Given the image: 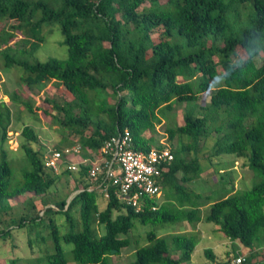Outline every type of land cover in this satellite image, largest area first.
<instances>
[{"label": "trees", "instance_id": "trees-1", "mask_svg": "<svg viewBox=\"0 0 264 264\" xmlns=\"http://www.w3.org/2000/svg\"><path fill=\"white\" fill-rule=\"evenodd\" d=\"M56 30L66 56L34 60ZM17 35L20 43L11 47ZM257 56L262 59L258 66ZM0 60L16 70L28 91L51 83L62 89L61 97L67 95L63 103L46 96L49 107H40L21 100L18 90H3L9 99H0L3 213L11 200L46 196L58 178L45 167L43 153L30 144L37 141V133L24 125L19 144L24 166L20 179L12 180L6 141L14 104L21 103L36 120L41 113L50 116L63 131L56 149L79 144L82 153L72 160L98 153L103 141L125 129L136 150L165 148L156 136L161 122L173 142L169 171L160 179L161 202L146 197L135 211L110 188L100 209L96 189L88 187H97L102 177L90 182L87 164L80 167L72 190L77 193L67 204L61 199L32 216H18L16 224L1 225L0 240L25 229L30 246L39 239L52 243L50 250L25 264H113L112 255L133 243L128 233L135 220L142 225L186 222L191 229L169 236L150 230L144 244L134 241L135 258L129 264H188L201 222H212L231 242L232 259L241 255L240 264H264V0H0ZM206 91L209 98L203 103ZM182 104L178 123L176 109ZM213 134L218 135L213 155L244 158L258 181L250 189L230 187L232 194L213 200L202 216L209 195L186 184L200 177L198 153ZM72 211L77 221L61 233L54 216L63 214L68 220ZM204 252L214 260L210 248ZM232 259L223 264H232ZM18 261L12 258L5 264Z\"/></svg>", "mask_w": 264, "mask_h": 264}, {"label": "rangeland", "instance_id": "rangeland-1", "mask_svg": "<svg viewBox=\"0 0 264 264\" xmlns=\"http://www.w3.org/2000/svg\"><path fill=\"white\" fill-rule=\"evenodd\" d=\"M49 28V26H46L45 30L47 32H53V29ZM19 39H21V36L17 35L14 40L9 42V45L11 47H16L17 44L20 43H16ZM60 42L61 35L59 31L56 30L53 36L49 37V39L37 49L33 55V59L45 61L51 56L58 58L65 57L66 47L64 45H60ZM13 50L14 49L12 48L11 52ZM254 61L257 66L262 63V59L259 56L255 57ZM4 89L8 92L18 90L21 100H30L32 104L40 107H49L48 104L43 101V98L46 96L54 98L58 103H63V101L67 99V95L61 97L63 94L62 89L51 83L46 85L43 89H32L28 91L27 88L19 83L18 73L16 70L2 66V61L0 60V99L8 102V97L3 94ZM209 93V91H206L201 94V100L203 103L208 102ZM14 109L15 111L13 113L11 123L7 129L6 148L14 168L12 180L16 181L21 177V166H24L21 160L24 153L19 147V144L23 141V138L20 135L22 127L24 125H30L33 127L34 131L38 135V139L30 144L34 149H39L43 153V156H48L51 150L55 149V146L60 141L62 129H60L58 125H54L50 122V116H45L42 113L40 114L41 116L39 120L32 118L22 107L21 103L14 104ZM176 110L178 114L177 121L178 123H182L181 116L184 111V104L179 106ZM156 131V136L159 142L169 149L170 146L173 145V142H170L167 138V134L165 132V122L158 124L156 126ZM217 137V134H213L212 137H209L202 143L201 150L198 153L202 169L200 177L194 182L186 184L187 186L200 191L204 195H209L206 199V204L201 208L202 216L208 214L209 207L213 200L232 194L229 193L230 187L237 190L250 189L253 184L258 181V178L253 174V172L247 168L246 160L244 158H236L232 154L213 155V145ZM74 156L75 155L69 156L68 159L75 162L81 161L72 160L71 157ZM95 156L96 153H92L87 156V158L92 159ZM64 171L66 170L59 168L58 173H54L58 175V178L51 186V192L46 196L40 198L35 196H26L18 200H11L9 202L10 209L7 212L3 213L0 210V229L1 225L3 227H9L10 225L16 224L18 216L20 215H24L26 217L32 216L46 207L53 206L54 202L61 199H65V203L67 204L73 195L77 193V191L72 190L78 177H80V171H69L65 173ZM178 175H180V173ZM223 181L227 183L226 187H223V184L221 183ZM96 192V201L99 208L103 209L106 205V199L103 197L101 188L96 189ZM157 198L160 202L163 201L164 191L161 190V193ZM31 205H34V207ZM72 214L73 215L68 220H66V216L63 214H56L54 216L61 233L70 229L71 225L69 222L74 223L77 221L76 212L73 213L72 211ZM190 229L191 226L186 222L142 225L138 220H135L131 232L128 233V236L133 239V243L123 248L120 254H113L112 263L129 264V261L135 258L133 255L134 241H137L139 244H144L150 230L154 231L157 236H169L172 233L188 231ZM28 233L29 232L25 229L14 230L11 238L6 239L5 241L0 240V264H5L12 258H18V264H25L26 261L32 259L33 257L43 255L45 248L50 250L52 243L50 245V242L47 240L43 241L39 239V241H35L32 246H30L28 244ZM197 233L199 241L195 246L191 260L188 264H223L228 259L233 258L234 251L231 242L217 230V226H215L212 222L198 223ZM31 236L33 237V234H31ZM44 237H46V235ZM64 247L65 249H68L70 248V245L64 244ZM207 248H210L214 253V260L212 261L205 255L204 251Z\"/></svg>", "mask_w": 264, "mask_h": 264}, {"label": "built area", "instance_id": "built-area-1", "mask_svg": "<svg viewBox=\"0 0 264 264\" xmlns=\"http://www.w3.org/2000/svg\"><path fill=\"white\" fill-rule=\"evenodd\" d=\"M81 149L79 144L52 149L48 156H43L45 167L53 173H58L59 168L76 172L81 166L89 164L85 177L90 182L102 177V182L97 187L89 186L88 190L101 188L103 197L108 200L112 188L116 199L135 211L141 210L146 197L159 196L160 179L169 171L173 159L167 147H153L148 151L134 149L132 135L127 129L103 141L99 152L92 159L86 157L79 162L68 159L69 156L80 154ZM243 260L244 256L240 255L232 259V264H240Z\"/></svg>", "mask_w": 264, "mask_h": 264}, {"label": "water", "instance_id": "water-1", "mask_svg": "<svg viewBox=\"0 0 264 264\" xmlns=\"http://www.w3.org/2000/svg\"><path fill=\"white\" fill-rule=\"evenodd\" d=\"M69 202V201H68Z\"/></svg>", "mask_w": 264, "mask_h": 264}]
</instances>
